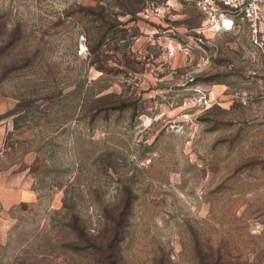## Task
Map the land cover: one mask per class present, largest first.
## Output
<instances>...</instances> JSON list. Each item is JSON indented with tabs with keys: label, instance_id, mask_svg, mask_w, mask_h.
Instances as JSON below:
<instances>
[{
	"label": "rangeland",
	"instance_id": "obj_1",
	"mask_svg": "<svg viewBox=\"0 0 264 264\" xmlns=\"http://www.w3.org/2000/svg\"><path fill=\"white\" fill-rule=\"evenodd\" d=\"M203 1L0 0V264H264V25Z\"/></svg>",
	"mask_w": 264,
	"mask_h": 264
},
{
	"label": "built area",
	"instance_id": "obj_2",
	"mask_svg": "<svg viewBox=\"0 0 264 264\" xmlns=\"http://www.w3.org/2000/svg\"><path fill=\"white\" fill-rule=\"evenodd\" d=\"M219 6L225 9L221 14V20L225 17L231 20H222V26L225 30H231L234 26V20L248 23L254 30L260 25H264V0H204L202 6L205 12L210 13V8ZM231 25L228 27L226 23Z\"/></svg>",
	"mask_w": 264,
	"mask_h": 264
},
{
	"label": "crops",
	"instance_id": "obj_3",
	"mask_svg": "<svg viewBox=\"0 0 264 264\" xmlns=\"http://www.w3.org/2000/svg\"><path fill=\"white\" fill-rule=\"evenodd\" d=\"M1 186V185H0ZM15 193V192H14ZM4 194V191H3V189H2V187H0V200L2 201L3 199L1 198V196ZM16 195H18L17 193H16ZM19 196V195H18Z\"/></svg>",
	"mask_w": 264,
	"mask_h": 264
},
{
	"label": "bare ground",
	"instance_id": "obj_4",
	"mask_svg": "<svg viewBox=\"0 0 264 264\" xmlns=\"http://www.w3.org/2000/svg\"><path fill=\"white\" fill-rule=\"evenodd\" d=\"M228 23V22H227ZM230 24V23H229ZM231 25V24H230Z\"/></svg>",
	"mask_w": 264,
	"mask_h": 264
}]
</instances>
